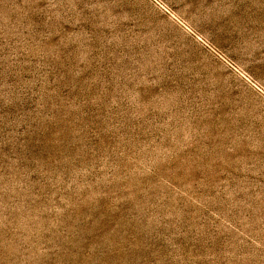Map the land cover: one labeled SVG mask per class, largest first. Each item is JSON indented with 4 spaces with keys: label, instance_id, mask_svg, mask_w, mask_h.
Segmentation results:
<instances>
[{
    "label": "rangeland",
    "instance_id": "1",
    "mask_svg": "<svg viewBox=\"0 0 264 264\" xmlns=\"http://www.w3.org/2000/svg\"><path fill=\"white\" fill-rule=\"evenodd\" d=\"M0 264H264V0H0Z\"/></svg>",
    "mask_w": 264,
    "mask_h": 264
}]
</instances>
